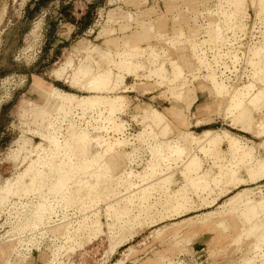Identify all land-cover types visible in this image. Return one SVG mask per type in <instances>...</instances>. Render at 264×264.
<instances>
[{"label": "rangeland", "instance_id": "1", "mask_svg": "<svg viewBox=\"0 0 264 264\" xmlns=\"http://www.w3.org/2000/svg\"><path fill=\"white\" fill-rule=\"evenodd\" d=\"M29 1L0 0V264H247L249 259V264H264V211L250 222H240L243 207L225 203L233 192L226 194L223 189L230 185H211L210 179L230 164L225 142L209 153L191 145L180 157L160 161L153 173L145 168L154 161L150 144L173 141L180 130L226 131L254 147V160L264 155V134L259 135L261 128L264 130V95L257 94L264 90V0H239L226 9L228 14L220 21L225 27L222 42L216 40L220 17L215 13L220 0H44L38 6L31 5L28 14ZM62 4H71L69 11L75 18L85 16L81 24L87 30L79 32L66 17L53 22ZM244 17L249 26L242 21ZM155 20L162 29L153 30ZM241 22L243 30L247 29L244 42L235 35V30L243 27ZM150 25L153 27L148 33ZM255 26L260 27L253 32L258 36L250 38ZM140 32L144 37L147 33L153 36L139 41ZM196 43L199 48L203 43L199 52L206 47L200 56L205 65L196 64L192 56L191 47ZM130 44L139 47L135 50L138 56L135 53L133 64L122 65L115 52ZM256 47L263 49V56L249 55ZM161 50H165L163 55ZM234 54L237 61L232 58ZM169 57L178 60L186 71L178 79L183 87L168 89L158 84L162 80L156 77L154 67L164 62L170 71ZM259 58L262 62L256 61ZM252 61L257 64L252 65ZM67 63H71L70 68L56 78L54 70ZM83 63L91 65L94 73L111 68L113 80L120 76L122 84L114 89L110 84L103 94L125 95L126 111L110 116L108 112L100 114V109L70 107L69 111H55L50 104L47 111L42 109L45 99L39 90L46 84L78 95L89 94L80 84L90 76L78 81L73 74L74 68ZM208 66L216 80L227 85L222 91L211 87ZM71 75L79 88L70 86L74 79ZM258 77L263 79L261 85ZM249 82L260 86L250 90ZM235 87H242L241 91L244 88L236 96L244 98L245 107L230 113ZM179 104L189 106L186 125L175 119L173 110ZM151 108L161 110L174 129L152 128L148 132L142 127L134 115ZM108 117L120 125V133L107 128ZM47 122L60 129L62 144L68 142L64 158L71 159L74 167L61 176L59 170L42 166L45 182L37 177L27 187L28 178L22 176L26 166L36 153L43 155L36 145L40 143L50 151L36 132L46 131ZM94 126L101 128L95 131ZM82 131L89 133L88 137L95 135L84 146L70 140L71 133ZM97 138L106 139L113 150L93 161L88 169L81 164L86 158L82 156L85 149H99ZM16 149L17 158L13 156ZM61 155L55 157L54 164L60 162ZM243 165L237 164L235 169L245 177ZM253 176L235 192H241L243 198L252 193L259 200L264 197V175ZM252 178L255 180L249 181ZM53 182L59 184L63 197L54 196ZM50 201L54 209L48 217L51 221L45 220L46 224L34 230L36 234L28 229L20 233L22 236L16 234L15 230L35 216L39 203ZM222 219L227 227L216 222Z\"/></svg>", "mask_w": 264, "mask_h": 264}, {"label": "bare ground", "instance_id": "2", "mask_svg": "<svg viewBox=\"0 0 264 264\" xmlns=\"http://www.w3.org/2000/svg\"><path fill=\"white\" fill-rule=\"evenodd\" d=\"M219 1V0H218ZM239 1V0H220V7L218 8V10H216V13L215 15H217V17H220V19L218 20V23L216 24L217 27V37L216 40L217 42H222V34L224 33L223 30H225V27H223V25H221L222 22L221 21V18H223L224 20V17L227 16V11L226 9L228 8H232L235 6V3ZM255 1V0H254ZM256 2V1H255ZM219 3V2H218ZM254 3V2H253ZM215 11V10H214ZM198 15V14H197ZM200 18V17H199ZM201 19V18H200ZM244 20V19H243ZM194 21V20H193ZM244 25V24H243ZM225 26V25H224ZM153 26L150 25L149 29H148V33H150L151 29H152ZM196 27V26H195ZM154 30V29H153ZM196 31V30H195ZM141 33V32H140ZM148 33L146 34V36L144 37L142 35V33L140 34V37H139V41H143V40H147L148 38H151L153 35L150 34L148 35ZM156 34V33H155ZM235 34V33H234ZM143 36V37H142ZM162 38V37H161ZM173 40V39H172ZM128 41V40H127ZM126 41V42H127ZM169 41V40H168ZM182 41V40H181ZM224 41V39H223ZM130 42V41H129ZM172 43V41H170ZM216 42V41H215ZM214 42V44H215ZM199 43V42H198ZM201 43V41H200ZM200 43L198 45H200ZM206 43V42H205ZM167 44V43H166ZM170 44V43H169ZM174 44V43H173ZM212 44V43H211ZM232 44V43H231ZM189 45V44H188ZM203 45V43H202ZM201 45V46H202ZM213 45V44H212ZM236 45V44H235ZM200 46L197 47V43L196 44H192V47H191V51H192V56L196 59L195 63L198 64L200 63V65H205L204 63L206 62L205 60L203 61L200 57L202 56V54H204V50H202V52H199L201 51L200 49H202ZM172 47V46H171ZM126 48V47H125ZM199 48V50H198ZM224 48V47H223ZM232 48V47H231ZM239 48V47H238ZM137 49V51L139 50V47L137 46H130L126 49H120V50H123V51H120V52H115V53H118L116 54L119 61H120V64H133L132 62V58L133 56H136L135 55V50ZM209 49V48H208ZM212 50V49H210ZM217 50V49H216ZM227 50V49H226ZM253 51L249 54L251 56H255V57H261L260 55L262 54V48L261 47H256L254 49H252ZM142 52L145 51V50H141ZM147 51V50H146ZM153 51V56H157L158 53L156 52L155 49H152ZM160 51V50H159ZM250 51V50H249ZM141 52V53H142ZM162 52V50H161ZM165 52V50L163 51ZM163 52H162V55H163ZM231 52V51H230ZM206 53V52H205ZM233 53V52H232ZM231 53V54H232ZM235 53V52H234ZM137 54V53H136ZM143 54V53H142ZM146 54V53H145ZM160 54V53H159ZM165 54V53H164ZM217 54V53H216ZM229 54V53H228ZM227 54V55H228ZM237 54V53H236ZM234 54V57L232 58H237V55ZM236 55V56H235ZM138 56V54H137ZM136 56V57H137ZM139 56H141L139 54ZM161 56V55H160ZM174 56V55H173ZM222 56H225V55H222ZM233 56V55H232ZM250 56V57H251ZM263 56V54H262ZM115 57V56H114ZM147 57V56H146ZM175 57V56H174ZM206 57V56H205ZM226 57V56H225ZM228 58L231 57V56H227ZM248 57V61H249V58ZM257 57V58H258ZM150 58V57H149ZM163 58V56H162ZM161 58V59H162ZM227 58V59H228ZM252 58V57H251ZM264 58V57H262ZM136 59V58H135ZM204 59V57H203ZM214 59V57H213ZM216 59V58H215ZM233 59V60H234ZM117 60V58H116ZM147 60V59H146ZM150 60V59H149ZM147 60V61H149ZM165 60V59H164ZM167 60V59H166ZM232 60V59H231ZM238 60V58L236 59V61ZM251 60V59H250ZM258 60V61H257ZM85 61V60H83ZM152 61V60H150ZM169 66H170V71L169 69L165 66V63L164 62H161V63H158V65L155 66V64L152 65V62H151V65L154 67V72H155V75L157 78L161 79L162 81L159 82L158 84L161 85V84H164L165 87H178L180 86V82H178V79L179 77L184 74H186V71L184 69V67L178 62V60L176 59H173V58H170L169 57ZM166 61V62H167ZM230 61V59H229ZM257 62L261 61L262 60L259 58V59H256ZM69 62V61H68ZM253 62V63H252ZM252 65L255 63V65L257 64L256 62L252 61ZM66 63V62H64ZM114 63V62H113ZM148 63V62H147ZM217 62H214V64H216ZM249 63V62H248ZM68 64V63H67ZM61 64L58 68H56L54 70V76H56V78L60 77L62 73H64V71L66 70L67 67L71 66L70 64ZM211 64V63H210ZM250 64V63H249ZM150 65V66H151ZM168 65V63H167ZM208 65V64H207ZM251 65V66H252ZM212 66H214L212 64ZM128 68V66H126ZM145 67V66H144ZM198 67V66H197ZM210 69H211V66H208ZM70 68V67H69ZM72 68V67H71ZM191 68V67H189ZM188 68V69H189ZM200 68V67H199ZM204 68V66H203ZM208 68V69H209ZM93 67L91 65L87 66L86 63H83L82 65L80 66H77L74 68V77L76 78V80L78 81H81L83 80V77H86V76H90L89 78H87L85 81L86 82H83L81 83V88L83 90H85V92H88L89 94H86V95H78L74 92H67V91H64V90H61L55 86H52L51 84H46L44 86H41L39 92L41 93V95H43L44 99H45V106H43L42 109H44L45 111H47V107L46 105L47 104H50L54 109L55 111H58L60 109L62 110H68L69 111V108L71 107H76V108H81V109H100V114H102V112H108L109 115L111 116L113 113L115 112H124L126 111V98H125V95H122V94H113V95H105L103 94V92H107V89H108V86L110 84L112 89H114L115 87H118L120 84H122V79H119V77H117L116 80H113V71L112 69L110 68L109 71H103V70H100V71H97L96 73H94L95 71L92 70ZM96 69V68H95ZM151 69V68H150ZM262 69V67L260 68ZM115 70V69H114ZM120 70V69H119ZM209 71V70H208ZM212 69L209 71V74L207 75V79H209L210 81V84L212 85L211 87H213L214 89H216L217 91H222L223 89H225V87L227 86H224V85H221V82H218V80H216V77L214 75L213 72H211ZM215 71V69H214ZM260 71V70H259ZM259 71L257 70L256 72H258V74L262 75L261 73H259ZM263 71V69L261 70ZM92 72V73H91ZM153 73V72H152ZM207 74V73H205ZM216 74V73H215ZM217 75V74H216ZM150 76V75H149ZM185 76V75H184ZM259 76V75H258ZM264 76V74L262 75ZM73 75H71V79H72ZM73 77V78H74ZM252 77L253 74H252ZM256 77V75H255ZM75 78L73 79V82H71L72 80H70V86L72 88H79V84H77ZM218 78V77H217ZM261 79H259V77L257 78V80H261L260 81V85L263 81L262 77H260ZM60 79V78H59ZM183 79V78H182ZM180 79V80H182ZM68 80V79H67ZM252 80V79H251ZM250 80V81H251ZM259 80H258V83H259ZM65 81V80H64ZM67 82V81H65ZM69 82V81H68ZM254 82V81H253ZM256 82V81H255ZM145 82H140L138 84H143ZM156 83V82H154ZM250 83V82H249ZM257 83V84H258ZM186 84V83H184ZM255 84V83H253ZM137 85V84H136ZM243 85V84H242ZM248 85V84H247ZM259 85V84H258ZM257 85V86H258ZM259 85V86H260ZM135 86V85H134ZM253 86H255L257 88L256 85H252V83H250V85L248 86L251 90V87L254 88ZM180 87H183L180 86ZM247 86H245L246 88ZM247 87V89H245L246 91L250 92L249 88ZM264 87V85H263ZM80 88V89H81ZM134 87H132L131 89L133 90ZM166 88V89H167ZM229 88V87H228ZM236 88V87H235ZM126 89V88H125ZM129 89V90H131ZM169 89V88H168ZM167 89V91H169ZM178 89V88H177ZM176 89V90H177ZM240 89H242V87H238L235 89V92L231 93L233 94L232 97H234L232 99V103L229 104V108H230V113H233V112H236V110H240L242 109V105L244 106L243 104V100L244 98L242 99L239 95L236 96V94H239L240 92H242L244 90L241 91ZM264 89V88H262ZM135 90V89H134ZM146 91H148L147 89H145ZM215 90V92H216ZM231 90V89H230ZM233 90V88H232ZM175 91V90H174ZM224 91H228V90H224ZM224 94H226V92H224ZM245 91V92H246ZM164 92V91H163ZM166 92V91H165ZM171 94L172 91H170ZM218 93V92H217ZM216 93V94H217ZM229 93V94H230ZM235 93V95H234ZM254 93V91H253ZM222 94V93H221ZM244 94V95H243ZM242 95L245 96V93H243ZM252 94V92L250 93ZM257 94L259 96H263L264 95V90H258L257 91ZM247 95V94H246ZM249 95V93H248ZM221 96V95H220ZM236 96V97H235ZM247 97V96H246ZM245 97V98H246ZM247 99V98H246ZM245 99V100H246ZM177 100V99H176ZM231 100V99H230ZM179 101V100H178ZM180 102V101H179ZM245 107V106H244ZM189 108V106H185L183 104H179V107L176 109V110H173V108H168V110H173L174 112V116H175V119L180 122L182 125H186L187 123V117H186V110ZM75 109V108H73ZM227 109V108H226ZM247 109V108H246ZM228 110V109H227ZM250 110V109H249ZM96 111V110H95ZM229 112V111H228ZM54 113V112H52ZM107 114V113H106ZM252 114V113H251ZM56 115V114H55ZM105 115V114H104ZM103 115L104 119H105V116ZM57 116V115H56ZM97 116V114H96ZM101 116V115H99ZM98 116V117H99ZM107 116V115H106ZM95 117V116H94ZM135 118H139V122L142 124V127H144L146 130H151L152 128H156V130L158 129H162L165 130V131H168V130H171V129H174L173 126L170 124L167 116L159 109L157 108H151V109H143L141 111V113L139 115H134ZM109 118V117H108ZM252 118V117H251ZM103 119V118H102ZM254 119V118H253ZM239 120V119H237ZM242 120V119H241ZM104 121V120H102ZM245 121V120H244ZM105 122V121H104ZM103 123V122H102ZM84 124V123H83ZM108 124L109 126H107V128L111 129L112 131L114 132H117V133H120V125L115 123V121H113L112 118H109L108 120ZM244 124V123H243ZM102 125V124H101ZM47 130L46 131H39L37 130V136H39V138L42 140V141H45L48 145V150H50L49 152L47 151V148H44L42 144H38L36 145V150L37 152H43V155L41 154H37L36 153V158L32 159L30 161V164L28 166H26L27 168L25 169L24 173L22 174L23 177H27L28 178V181H27V187H29L33 181L35 180V178H40V179H43V183L45 182L44 181V178H42V173H44V169H42V166H49L50 170H55L57 169L58 172L61 173V176H65V174L70 171L72 168L71 167H74V162L71 160V159H66L64 158L66 156L67 151L65 149V146H67L68 142L66 143H63L60 142L61 140V136H60V129L57 127H53L54 124L53 122H47ZM260 126V125H259ZM95 127V126H94ZM97 127H95L96 129ZM101 128V127H100ZM100 128H97L95 131L97 130H100ZM103 128V127H102ZM158 128V129H157ZM104 129V128H103ZM262 130H260V134L262 133V135L264 134V130L263 128H261ZM148 130V132H149ZM106 131V129H105ZM144 131V130H143ZM176 131V130H175ZM101 132V131H100ZM145 132V131H144ZM143 132V133H144ZM154 132V131H153ZM158 132V131H157ZM172 132V131H171ZM98 133V132H97ZM150 133H152L150 131ZM156 133V131H155ZM164 133V132H163ZM166 133V132H165ZM177 133V137L176 138H173V141L172 140H169L168 139L166 140L167 143H165V146L162 144V142H154V143H151L150 144V157L154 159V161L148 165V168H146V170H149L150 173H153L151 172V170L155 169L156 167H158L157 165H159L158 163L161 161H163V159H166L168 158L169 156H178L180 157L182 154H184V152L186 151L187 148H190L191 145L194 147L197 146V148L203 150V151H207L209 153L210 150H217V148L219 147V145H221L222 143H226L227 145V152H228V155L231 157V160H230V164H228L227 166H225V169H223L219 175L215 176V177H212L210 179V181H208L209 183H212L211 185H218L220 182H223L224 185H226L227 187V184L230 185L228 186V188H225L223 190H226V194H230L232 193L231 195H229L228 199L225 201L226 204H230V205H235L236 203H239L238 205L242 206L243 209L241 210V220L240 222H245V221H248L250 222L251 220H253V218L255 217H259L261 215V212L262 210L264 211V197H262L261 199L259 200H255V198L251 195L252 193H249V194H246L247 196H245L243 198V194L241 192H235V190L240 187L242 184L246 183L247 181V177L251 178L252 175H259L260 177H263L264 175V155L262 157H258L257 160H254V147L243 142L241 139H239L237 136H235L234 134L231 135L229 134L228 132L226 131H222V132H217V131H212L211 129H203L200 133H195L194 131H191V130H180V132H176ZM175 133V134H176ZM88 134L89 133H86V132H80V133H76V132H73L71 133V136H70V140H72L73 142L75 143H80V144H83L82 146H84V143L89 140L88 138L91 137L89 135L88 137ZM115 134V133H114ZM62 135V134H61ZM150 135V134H149ZM148 135V136H149ZM95 135H93V138ZM97 136V135H96ZM140 136V135H139ZM142 136H140L141 138ZM173 137V136H172ZM92 138V137H91ZM92 138V139H93ZM137 138H138V135H137ZM166 138V137H165ZM169 138V137H168ZM171 138V137H170ZM117 139V138H116ZM115 141V140H114ZM120 141V140H119ZM155 141V140H154ZM158 141V140H157ZM144 142V140H143ZM93 143V142H92ZM145 143V142H144ZM150 143V142H149ZM90 144V143H89ZM95 144L96 146L99 147L98 150H96V146L93 144L92 146H95L94 148H96L95 150H93L91 152V144L89 145L90 147V152H87L89 151L88 149H85L84 151V155H80L82 157H86L85 159H83L82 163L83 164V167H90L91 168V163L95 160H97V158H101L103 157L105 154L109 153V151H111V149L113 148V145L111 146L110 143L106 140V139H96L95 140ZM114 145L116 143H113ZM120 144H121V141H120ZM70 145V144H69ZM88 145L86 144V147ZM117 146V145H116ZM148 146V145H147ZM119 147V146H118ZM116 147V148H118ZM149 147V146H148ZM166 147L165 149V152H164V148ZM83 148V147H82ZM85 148V147H84ZM115 148V147H114ZM115 148V149H116ZM193 148V147H192ZM81 149V147H80ZM93 149V147H92ZM196 149V148H195ZM197 149V150H198ZM199 149V150H200ZM19 149H16V151H14V157L17 158L18 154H17V151ZM87 150V151H86ZM113 150V149H112ZM83 151V150H82ZM115 151V150H114ZM202 151V153H203ZM36 152V151H35ZM81 152V151H80ZM201 152V151H200ZM204 152V153H205ZM34 153V152H33ZM203 155H206L207 157H209L210 155L205 153ZM213 153V152H212ZM211 153V154H212ZM256 153V152H255ZM58 154H62L61 155V159H60V162L58 164H54L53 161L55 159L56 156H58ZM129 155V154H128ZM209 155V156H208ZM214 155V154H212ZM81 159V158H80ZM150 159V158H149ZM215 160V159H214ZM98 161V160H97ZM96 161V162H97ZM174 161V160H173ZM160 162V163H161ZM214 162V161H213ZM95 163V162H94ZM163 163V162H162ZM214 164V163H213ZM237 164H244L246 165V169L243 165V168L244 170L246 171V175L245 177L244 176H241V175H238V168L235 169V166H237ZM249 165V166H248ZM87 167V168H88ZM162 167V166H161ZM144 168V169H145ZM170 168V167H169ZM223 168V167H222ZM86 169V168H85ZM89 169V168H88ZM157 169V168H156ZM241 169V168H240ZM49 170V169H48ZM91 170V169H90ZM160 170V169H159ZM167 170V169H166ZM85 171V170H84ZM82 171V172H84ZM87 171V170H86ZM155 171V170H154ZM162 171V170H160ZM217 171H220L219 169H217ZM157 172V170H156ZM147 174V173H146ZM157 174V173H156ZM70 175V174H69ZM77 175V174H76ZM75 175V177H76ZM153 175V174H152ZM162 175V174H160ZM253 176V177H254ZM256 176V177H257ZM255 177V178H256ZM259 177V178H260ZM73 178V177H72ZM146 178V177H145ZM144 178V179H145ZM258 178V177H257ZM61 179V177H60ZM149 180V179H148ZM253 181L255 179H249V181ZM72 181V180H71ZM70 181V182H71ZM165 181V180H164ZM143 182V181H142ZM53 186H52V191H53V194L54 196L58 195V196H61L63 195V190H62V194L60 195L61 191L59 190V184L53 182L52 183ZM135 185V184H134ZM147 185V184H146ZM145 185V186H146ZM65 187V186H64ZM63 187V188H64ZM135 187V186H134ZM148 188V186H146ZM212 187V186H211ZM216 187V186H214ZM137 188V187H136ZM219 188V187H218ZM155 190V189H154ZM223 190H221L220 192H222ZM65 191V190H64ZM146 192V191H145ZM142 193V192H141ZM224 194V193H223ZM222 194V195H223ZM256 194V193H255ZM225 195V194H224ZM53 196V197H54ZM63 197V196H61ZM57 198V197H56ZM55 198V199H56ZM243 198V199H242ZM260 198V197H259ZM54 199V198H53ZM61 199V198H60ZM52 200V199H51ZM57 203V202H56ZM62 203V202H61ZM219 204V203H218ZM224 204V203H223ZM57 205V204H56ZM223 208V207H222ZM50 211H53L54 212V209H53V206L51 204V201L48 203V204H44V203H39L36 207V210H35V216L32 218V219H29L27 220L25 223H23L17 230H15L16 234H20V233H24V230L28 229L27 232H31L34 230H37V228L41 225H43L45 223V220L48 221H51V220H48V217L51 215V213L53 212H50ZM54 214V213H53ZM50 219V218H49ZM46 222V223H47ZM217 223L221 224V226L223 227H227V225L224 223L225 221L222 219L219 221H216ZM45 223V224H46ZM216 223V225H217ZM50 224V223H49ZM225 225V226H224ZM40 229V228H39ZM44 229V228H43ZM226 229V228H225ZM41 230V229H40ZM227 230V229H226ZM44 231V230H43ZM30 233V234H31ZM36 234V233H35ZM21 235V234H20ZM29 235V234H28ZM17 236V235H16ZM22 236V235H21ZM24 236V235H23ZM27 236V235H26ZM32 236V235H31ZM262 237H264V233L261 235ZM19 237V236H18ZM24 238V237H23ZM19 240V239H18ZM21 241H24L21 240ZM27 241V240H26ZM20 242V241H19ZM21 243V242H20ZM254 252V251H253ZM263 253V252H262ZM263 256V255H262ZM252 260L249 259L246 261L247 264H249Z\"/></svg>", "mask_w": 264, "mask_h": 264}, {"label": "trees", "instance_id": "3", "mask_svg": "<svg viewBox=\"0 0 264 264\" xmlns=\"http://www.w3.org/2000/svg\"><path fill=\"white\" fill-rule=\"evenodd\" d=\"M44 0H37V1H35V0H31V1H29L27 4H26V11H27V13L29 14V12H31L32 10H31V5H34V6H38V5H40V3H42ZM63 3V2H62ZM68 6H63V4L58 8V14H57V16L55 17V19L53 20V22L55 23V22H58V21H60V20H62V19H64L65 17L69 20V22H71V23H74V24H76L77 25V30H79V32H81V33H83L86 29H87V27L84 25H82L81 24V22H82V20L84 19V17L85 16H82L80 19H76L73 15H72V13H71V11H69L70 10V6H71V4H67ZM36 10H38V9H36ZM35 10V11H36ZM32 13H34V12H32ZM65 13H67V14H65ZM78 32V31H77Z\"/></svg>", "mask_w": 264, "mask_h": 264}, {"label": "crops", "instance_id": "4", "mask_svg": "<svg viewBox=\"0 0 264 264\" xmlns=\"http://www.w3.org/2000/svg\"><path fill=\"white\" fill-rule=\"evenodd\" d=\"M200 18H204V19H205V17H203V16H200ZM76 19H77V18H76ZM152 20H153V19H152ZM155 21H156V20H155ZM155 21H153L154 30L157 31L158 29H162V28H161V25H160V24L157 25V21H156V22H155ZM242 21L245 23V25L249 26V25H248V20H247L246 17H244V20H242ZM241 24H242V22H241ZM71 25H73V24H71ZM245 25L242 24L243 27L240 26V27H238V28L235 30V31H236V34H235V35L238 37V39H239V38H242V41H243V42H244V40H245V38H246L245 35H246V30H247V29H246V30H243V28L245 27ZM86 30H87V29H86ZM137 30H140V29H137ZM231 33H232V32H231ZM232 34H233V33H232ZM201 36H202V35H201ZM201 36H200V37H201ZM118 40H121V38L118 39ZM108 42H109V41H108ZM111 42L113 43V41H111ZM107 44H108V43H107ZM141 44H144V42H142ZM203 48H204V50H205L206 47L203 46ZM208 55H209V54H208Z\"/></svg>", "mask_w": 264, "mask_h": 264}, {"label": "built area", "instance_id": "5", "mask_svg": "<svg viewBox=\"0 0 264 264\" xmlns=\"http://www.w3.org/2000/svg\"><path fill=\"white\" fill-rule=\"evenodd\" d=\"M258 29H260V27L259 26H255L254 30H252V33H251L252 35L250 34V38H252V36H254V37L258 36V35H255V34L253 35V32H258L259 31Z\"/></svg>", "mask_w": 264, "mask_h": 264}]
</instances>
